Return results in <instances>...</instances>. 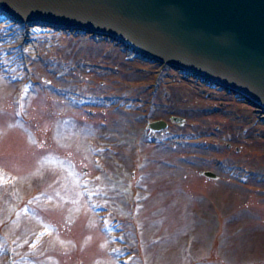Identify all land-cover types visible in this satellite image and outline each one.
I'll list each match as a JSON object with an SVG mask.
<instances>
[{"label": "rangeland", "instance_id": "374dc122", "mask_svg": "<svg viewBox=\"0 0 264 264\" xmlns=\"http://www.w3.org/2000/svg\"><path fill=\"white\" fill-rule=\"evenodd\" d=\"M76 30L0 14V264H264L262 108Z\"/></svg>", "mask_w": 264, "mask_h": 264}, {"label": "water", "instance_id": "95a60500", "mask_svg": "<svg viewBox=\"0 0 264 264\" xmlns=\"http://www.w3.org/2000/svg\"><path fill=\"white\" fill-rule=\"evenodd\" d=\"M2 12L21 22L107 35L264 107V0H0Z\"/></svg>", "mask_w": 264, "mask_h": 264}, {"label": "bare ground", "instance_id": "6f19581e", "mask_svg": "<svg viewBox=\"0 0 264 264\" xmlns=\"http://www.w3.org/2000/svg\"><path fill=\"white\" fill-rule=\"evenodd\" d=\"M1 14H3V15H5L6 17H8V15L6 14V13H4V12H2ZM30 22L29 21H26V24H29ZM71 28V27H70ZM74 28V30H76V29H80V31H84L85 29H84V27H73ZM77 31V30H76ZM94 34H96V35H100L101 33H98V32H93ZM105 36V35H104ZM107 36V35H106ZM124 44V46L125 47H127L130 51H133V52H137V53H139V54H142V50H140L139 48H136V47H132V46H130V45H128L127 43H123ZM201 77H204L205 78V76H206V74L205 73H203V74H201V73H198ZM203 75V76H202ZM210 80V79H209ZM209 82H214L213 80H210ZM262 108V109H261ZM260 109H261V112H262V114H263V116H264V107H261Z\"/></svg>", "mask_w": 264, "mask_h": 264}]
</instances>
